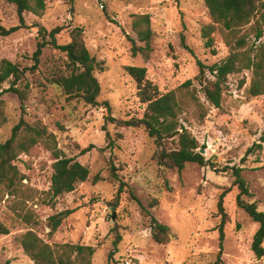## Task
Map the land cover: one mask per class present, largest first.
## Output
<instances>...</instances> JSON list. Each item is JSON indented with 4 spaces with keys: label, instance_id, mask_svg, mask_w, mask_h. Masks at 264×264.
<instances>
[{
    "label": "rangeland",
    "instance_id": "374dc122",
    "mask_svg": "<svg viewBox=\"0 0 264 264\" xmlns=\"http://www.w3.org/2000/svg\"><path fill=\"white\" fill-rule=\"evenodd\" d=\"M139 16L151 21L148 58L132 52V40L144 46L133 28ZM24 18L26 28L0 38V62L31 68L41 41L39 27L48 32L63 28L57 36L59 45L70 43L73 28H82L86 45L102 68L95 73L101 94L99 105L92 107L67 99L50 85L52 73L64 68L67 58L49 46L43 51L38 78L28 73L20 87L29 85L25 114L16 94L5 93L1 98L0 143L10 139L24 117L30 126H44L54 136L57 150L86 166L90 179L78 184L74 192L50 201L54 152L37 144L21 154L14 162L24 176L18 186L21 191L12 196L0 186V223L10 230L9 235L0 234V264H34L16 241L30 230L51 246L93 247L92 264H215L220 252L218 202L228 188L232 191L224 200L229 222L223 264H264L252 251L259 224L236 204L239 192L233 187V171L223 172L225 167L243 168L253 194L247 200L264 212V95H248L252 74L245 71L229 77L221 109L206 101L196 81L197 62L212 66L226 59L230 51L218 31L212 34L213 47H207L202 31L212 20L205 1L54 0L47 3L42 16L26 13ZM0 24L7 29L19 25L16 7L4 0H0ZM127 66L146 68L147 79L162 94L194 81L208 116L201 123L194 118V109L184 106L181 124L220 172L197 164H188L180 172L162 168L154 159L157 146L144 129L120 127L106 120L112 116L126 121L145 113L146 105L138 98L137 84L125 71ZM244 78L246 84L241 87ZM9 87V82L3 85V89ZM112 164L119 181L112 177ZM121 182L125 187L118 198ZM65 211L73 213L50 237L49 218ZM24 214H31L33 223L24 220ZM153 217L169 227V243L154 241ZM117 233L122 241L111 261Z\"/></svg>",
    "mask_w": 264,
    "mask_h": 264
},
{
    "label": "trees",
    "instance_id": "16d2710c",
    "mask_svg": "<svg viewBox=\"0 0 264 264\" xmlns=\"http://www.w3.org/2000/svg\"><path fill=\"white\" fill-rule=\"evenodd\" d=\"M4 1L16 7L19 25L7 29L0 24V38L9 37L26 28L24 15L31 13L40 17L45 12L47 3L54 0ZM204 1L212 20V24L204 27L202 31L203 38L207 40V47H213L212 34L218 31L230 51L226 59L212 66H207L201 61L197 62L199 74L196 81L199 82L200 91L206 101L210 106L221 109L229 77L242 74L245 71L252 74L248 95L251 98L263 96L264 0ZM133 28L144 46H137L132 40V52L134 55L143 54L148 58L152 51L150 18L148 16L137 17ZM38 31L41 35V41L32 56L34 64L31 68H22L8 60L0 62V117L2 116L3 105L1 98L5 93L16 94L21 102V110L23 113L26 112L29 85L26 84L23 89L20 87L28 73L38 78L37 71L41 64L43 51L49 46L59 50L67 58L65 67L58 68L52 73L48 80L49 84L60 89L69 100L78 99L86 105L97 107L101 86L95 73L102 68L86 45L84 30L78 27L73 28L70 31L71 41L66 45H59L57 41V36L63 31V28L58 27L48 32L44 27H39ZM125 71L137 84L138 98L142 104L146 105L145 113L142 118H132L126 121L116 120L112 116H108L106 120L120 127L144 129L157 146L154 159L162 168L180 172L188 164H197L201 167L210 166L215 171L220 172L215 164L201 154L199 141L181 124L184 106L192 107L194 118L201 123L208 116V111L200 101L194 81L188 80L176 91L162 94L158 87L147 79L146 68L127 66ZM208 73L213 79L209 78ZM7 82L10 83V87L3 89V85ZM245 84L246 78L241 81L240 86L243 87ZM106 108L111 114L109 104H106ZM54 139V136L49 134L44 126H30L22 117L20 123L13 129L10 139L5 143H0V186L12 196L19 194L21 190L18 186L24 176H21L14 162L21 154L27 153L37 144H44L56 156L51 188L48 192L50 201L74 192L78 184L87 182L90 179V170L76 160L63 156L55 147ZM251 151L249 150V153ZM229 170L233 171L235 177L233 187H236L239 192L236 198L237 206L259 224V229L252 242V251L258 259L264 260V212L259 211L256 203L247 200L253 198V194L242 175L243 168H223V172ZM110 171L112 177L119 181L113 164ZM124 187L125 183L121 182L117 193L118 198L123 193ZM231 191V188L226 189L218 202V213L221 216V223L218 227L220 252L218 262L215 264H223L225 227L229 222L224 200ZM151 207L153 208L154 205ZM143 211L146 215H150L148 209L144 208ZM72 213V211H65L49 218L47 227L50 229V237L58 231L62 223ZM23 218L27 222L33 223L34 221L31 214H24ZM0 234H10V230L2 223H0ZM152 237L158 244H167L171 240L169 227L161 224L154 217L152 218ZM16 241L34 264H92L95 254V249L91 246L71 244L51 246L33 230L21 234L16 238ZM121 241L122 237L117 233L113 242V250L109 255L111 261L118 253Z\"/></svg>",
    "mask_w": 264,
    "mask_h": 264
},
{
    "label": "water",
    "instance_id": "95a60500",
    "mask_svg": "<svg viewBox=\"0 0 264 264\" xmlns=\"http://www.w3.org/2000/svg\"><path fill=\"white\" fill-rule=\"evenodd\" d=\"M201 154L204 155L205 154V149L201 150Z\"/></svg>",
    "mask_w": 264,
    "mask_h": 264
}]
</instances>
